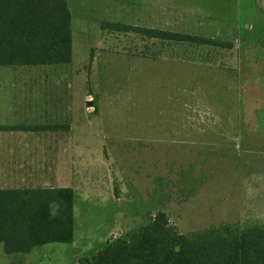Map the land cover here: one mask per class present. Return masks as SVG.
<instances>
[{"label":"rangeland","instance_id":"rangeland-1","mask_svg":"<svg viewBox=\"0 0 264 264\" xmlns=\"http://www.w3.org/2000/svg\"><path fill=\"white\" fill-rule=\"evenodd\" d=\"M147 1L68 0L72 63L43 68L54 74L48 116L70 115L79 143L78 171L56 184L73 190L74 242L11 255L0 244V264H77L158 212L198 240L210 229L243 235L241 264H264L256 250L264 247L263 0ZM103 23L232 48L161 42Z\"/></svg>","mask_w":264,"mask_h":264},{"label":"trees","instance_id":"trees-1","mask_svg":"<svg viewBox=\"0 0 264 264\" xmlns=\"http://www.w3.org/2000/svg\"><path fill=\"white\" fill-rule=\"evenodd\" d=\"M101 29L134 32L161 42L232 48L229 42L162 29L112 23H103ZM71 44L68 0H0V66L66 65L72 58ZM218 233L203 231L199 236L206 238L199 240L184 236L164 212H158L135 232L113 239L77 264H241L243 235L219 237ZM72 241L71 188L0 190V243L6 254ZM256 250L264 254V247Z\"/></svg>","mask_w":264,"mask_h":264},{"label":"crops","instance_id":"crops-1","mask_svg":"<svg viewBox=\"0 0 264 264\" xmlns=\"http://www.w3.org/2000/svg\"><path fill=\"white\" fill-rule=\"evenodd\" d=\"M147 4L155 8V0L147 1ZM151 21L155 22V19ZM46 66H13L8 67L11 70L0 72V116H8L11 120L9 124L0 123V127H9L0 130L5 133L1 135H6L0 138V190L67 188L57 187L58 180L72 179L74 173L78 171V152L74 151V148L79 147V143L75 142L78 141L74 134L75 121L73 123L70 120V115L48 116L50 112H55V108H52L55 105H51L48 100V92L52 88L49 86V81L54 74L43 68ZM87 99H85L86 104L89 101ZM28 117L32 119L30 124H26ZM40 117L43 118L44 124H32ZM47 117L57 119L54 123L53 121L48 123ZM5 120L7 122L6 117ZM47 126H64V128L51 130L52 132L48 134V129H42ZM21 132H34V135L19 137L18 134ZM74 222L73 213L71 243L74 242Z\"/></svg>","mask_w":264,"mask_h":264},{"label":"water","instance_id":"water-1","mask_svg":"<svg viewBox=\"0 0 264 264\" xmlns=\"http://www.w3.org/2000/svg\"><path fill=\"white\" fill-rule=\"evenodd\" d=\"M87 106L92 107V106H93V105H92V102H91V101H88V102H87Z\"/></svg>","mask_w":264,"mask_h":264}]
</instances>
